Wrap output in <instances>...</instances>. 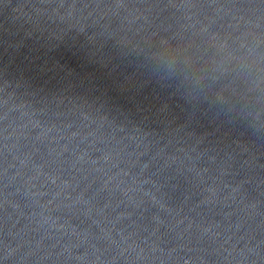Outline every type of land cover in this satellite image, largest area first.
<instances>
[{
	"label": "clouds",
	"instance_id": "1",
	"mask_svg": "<svg viewBox=\"0 0 264 264\" xmlns=\"http://www.w3.org/2000/svg\"><path fill=\"white\" fill-rule=\"evenodd\" d=\"M248 55L251 58L250 62L243 63L240 70L249 92L255 93L256 102L264 104V53H258L254 47H249ZM153 59L155 61L154 70L157 74L172 77L177 73L176 60L170 55L156 53Z\"/></svg>",
	"mask_w": 264,
	"mask_h": 264
}]
</instances>
